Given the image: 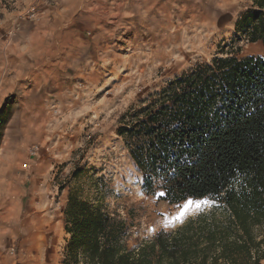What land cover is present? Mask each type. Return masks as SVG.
I'll return each mask as SVG.
<instances>
[{
	"label": "rangeland",
	"instance_id": "374dc122",
	"mask_svg": "<svg viewBox=\"0 0 264 264\" xmlns=\"http://www.w3.org/2000/svg\"><path fill=\"white\" fill-rule=\"evenodd\" d=\"M252 2L0 0V264H62L70 196L126 220L130 249L215 205L175 221L185 201L143 190L116 130L198 63L264 56L236 33Z\"/></svg>",
	"mask_w": 264,
	"mask_h": 264
},
{
	"label": "trees",
	"instance_id": "16d2710c",
	"mask_svg": "<svg viewBox=\"0 0 264 264\" xmlns=\"http://www.w3.org/2000/svg\"><path fill=\"white\" fill-rule=\"evenodd\" d=\"M236 33L264 48V0ZM116 132L147 194L215 205L130 249L126 220L70 196L62 264H264V56L198 63L123 114Z\"/></svg>",
	"mask_w": 264,
	"mask_h": 264
},
{
	"label": "snow or ice",
	"instance_id": "6c2138e0",
	"mask_svg": "<svg viewBox=\"0 0 264 264\" xmlns=\"http://www.w3.org/2000/svg\"><path fill=\"white\" fill-rule=\"evenodd\" d=\"M160 197H164L166 194L161 192L158 194ZM211 201L207 198L202 199V200H192L188 199L186 200L182 205L178 206L179 212L178 214L174 217L175 221H180L182 220L188 212L195 207L197 211H199L202 207L210 205ZM173 221H168L169 224H171ZM167 226V225H166Z\"/></svg>",
	"mask_w": 264,
	"mask_h": 264
}]
</instances>
